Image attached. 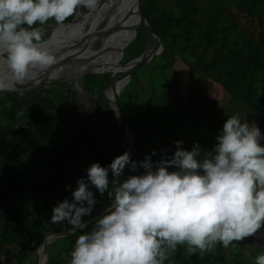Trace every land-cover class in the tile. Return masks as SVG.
Returning a JSON list of instances; mask_svg holds the SVG:
<instances>
[{
  "label": "clouds",
  "instance_id": "9594fccd",
  "mask_svg": "<svg viewBox=\"0 0 264 264\" xmlns=\"http://www.w3.org/2000/svg\"><path fill=\"white\" fill-rule=\"evenodd\" d=\"M96 5L97 0H0V60L5 65L0 90L56 62L43 45L42 29L33 25L50 19L59 25L79 8L94 10ZM214 139L208 149L194 141L190 150L175 140L174 151L161 150L156 160V149L139 161L126 150L106 165L91 163L86 176L75 181L71 198L57 201L49 218L80 231L68 264H165L178 245L189 255H203L261 229L264 133L255 121L235 113L227 115ZM93 186L109 202L89 228L83 217L91 216L98 203ZM255 264H264V250Z\"/></svg>",
  "mask_w": 264,
  "mask_h": 264
},
{
  "label": "trees",
  "instance_id": "16d2710c",
  "mask_svg": "<svg viewBox=\"0 0 264 264\" xmlns=\"http://www.w3.org/2000/svg\"><path fill=\"white\" fill-rule=\"evenodd\" d=\"M173 2L177 11L168 16L166 14L159 16L161 28L155 27L147 20L163 39V49L159 53V57L164 59L163 63L161 62L162 68L167 69L168 65L172 66L177 55L192 53L196 55V61L188 59L186 63H191V67L199 68L212 81L222 84L228 95L255 105L258 109L256 112L264 119V16L261 10L263 0H230L227 6L221 4L206 10L202 9V4H198L197 0H173ZM151 9L150 0H144L143 13L146 18ZM73 16L68 17L64 22L71 21ZM139 30L149 34L139 27L135 38ZM166 31L169 35L168 43H165L163 36V32ZM98 76L104 77L102 73ZM108 78L109 76L105 78V84ZM51 84L63 87L68 85L66 81L54 80L41 84L39 88L29 93L0 91V201L2 202L7 201L10 196V190L7 189V178L12 177L8 169L9 164H18L24 154L41 157L47 149L55 145L53 140L48 138V134H45V129L39 127V122L58 115L62 124L66 125L68 109L75 103L76 96L73 93L70 95L69 88L64 87L68 107L55 103ZM100 90L97 87L98 99L101 96ZM24 115H29L31 120L23 122ZM40 115H43L42 118ZM17 124L19 126H16ZM51 214L52 212L43 211L38 205H14L9 218L0 224V236H3V239H10L9 243L7 241V246L0 244V264H36L37 248L45 235L49 232L65 231L63 227L49 220ZM50 242L45 247L48 256L43 264H68L70 254L67 252L65 258L55 257L49 251ZM12 243L15 245V251L10 249Z\"/></svg>",
  "mask_w": 264,
  "mask_h": 264
},
{
  "label": "crops",
  "instance_id": "0c3cea01",
  "mask_svg": "<svg viewBox=\"0 0 264 264\" xmlns=\"http://www.w3.org/2000/svg\"><path fill=\"white\" fill-rule=\"evenodd\" d=\"M261 10L264 16V0ZM173 63L178 74H174L170 78V85L173 91L170 93V90H167L165 96L174 100V107L173 104L169 108H166V106L161 107L170 118L174 114L175 116L181 114L189 118L190 121H193L197 137L205 139L204 145L210 144L212 146L216 142L214 137L218 134L219 129L222 128L227 115L235 113H238L242 120L255 121L261 132L264 133V119L261 117V114L256 112L258 109L255 105L247 104L239 98L228 95L222 84L212 81L200 70L198 73L190 75L189 65L185 61L175 59ZM90 103L84 100L81 103H74L69 107L66 121L68 124V139L45 151L43 157L41 156L38 171L27 167L21 168L22 161H19L17 168L13 169L14 171H11L15 172L18 170L16 172L20 174H12V177L7 178V189L11 193L8 201L0 209V214L3 215V217L0 216V223L7 216L9 217L12 207L19 203L20 200H22L20 203L24 206L38 205L43 211L51 213L52 207L57 201L64 199L66 196L71 198V191L76 187L75 181L81 176H86L85 169L91 163L98 161L103 166L110 163L116 155L121 154H115L107 149L102 150L97 141L90 135L94 130L93 124L90 125V131L89 129L83 132L77 131L79 129L74 127L77 121L81 120L84 124L89 119L88 117L92 116L93 113L90 108H93V105H90ZM100 105L101 103L98 101L95 111ZM89 110H91L90 113L88 112ZM83 119L86 120L83 121ZM191 123L190 125L192 126ZM128 125L130 130L133 131L131 124L128 123ZM161 125L162 131L156 134L150 133L149 129L145 128L148 127V124L140 131L139 129L136 130L134 137L139 142L142 156L156 149V146L159 149L158 151L156 149V155L152 157L153 160L160 158L163 154L161 150L171 154L175 149V140H183L182 147L189 149L190 145L186 141L182 131L174 127L169 128L168 124L164 122L159 123V126ZM185 136L187 135L185 134ZM202 148L205 149L204 146ZM137 158L138 160L143 159L139 155H137ZM124 171L126 174L129 172L127 167ZM140 171H143V169L140 168ZM109 175L111 176V173ZM93 192L98 198V203L94 206L91 216L83 217L84 220L89 222V228L94 218L102 213L104 207L109 202L107 194L105 193L104 196H100L94 186ZM56 224L63 227L65 231L70 230L67 236L73 235V238L65 236L70 241L67 242L68 244L65 246L63 252L64 254L67 252L70 254L74 241L80 234V231L74 230L67 223L58 222ZM258 231L264 241V225ZM260 252L251 235L240 240H234L227 247L217 244L212 251L205 252L203 255L199 253L189 255L186 253L183 245H178L176 251L168 256L165 264H255V257Z\"/></svg>",
  "mask_w": 264,
  "mask_h": 264
},
{
  "label": "rangeland",
  "instance_id": "374dc122",
  "mask_svg": "<svg viewBox=\"0 0 264 264\" xmlns=\"http://www.w3.org/2000/svg\"><path fill=\"white\" fill-rule=\"evenodd\" d=\"M197 1H198V4H202L201 5L202 9L206 10L210 7L214 8L221 4L224 6H227L230 0H197ZM150 2L152 3V9L148 11L147 18L146 17L145 18L149 20V22L152 25L154 24L155 27L157 28H161L159 20H158L161 14H166L168 16L170 13L177 11V8L175 7L173 0H150ZM237 2L238 4H241L239 1ZM80 10L81 12H83L82 14H84L85 8L81 7L79 8V12ZM104 23L105 22L100 23L98 26L102 27ZM58 26L60 25H57L56 22L51 19L48 20L43 25H38V27L42 29L43 38L48 36V34H50L53 30L58 28ZM85 28H87V26L85 24L83 25L82 23L81 28H80L81 33H83ZM58 34L59 33H56L53 36L54 37L59 36ZM163 36H164V39L166 40L165 43H168L167 40L169 38V35L167 31L163 32ZM153 41L154 40L150 34L145 33L143 30H139L137 38H134L130 42L129 46L127 45L128 48L123 51V55L120 57L119 62L124 63L128 61L129 59L133 58L137 53L143 52L145 49L149 48L153 44ZM99 45H100V41L97 40L93 44H91V47L93 49H96ZM114 55H115V51H112L110 58L113 57ZM178 56L182 58V55H178ZM178 56H176L175 59H180V57ZM110 58L108 59V61L111 60ZM115 59L116 60L112 61V63L118 62L117 57H115ZM163 61L164 59L162 57H159V54H157L152 61L138 67L132 73L129 80L126 82V84L124 85L123 89L121 90L119 94L127 122L131 124L132 130L134 131V132L132 131V135H133V145H134L136 154L139 155V157L141 158H143L144 156H142V154L140 153L139 142L134 137L135 136L134 134H136L137 129H139L140 131L147 124H148V127H145V128H148L149 132L152 134L154 133L156 134V133H159V131H162V128H161L162 125L159 126V123L161 122L167 123L169 128L174 127V128H177L179 131H182V133H184V137L186 141L190 145L189 150L191 149L194 141L198 142L200 146L202 147L204 146L205 149H207L208 147H211L210 144L204 145L205 139L197 137L195 124L193 121H190L189 118L181 114L176 115V116L174 114L173 117L170 118L169 115L163 111L161 106H166V108H169L173 104V107H174V103H173L174 100L169 99V97L165 95L167 94L166 93L167 90H170V93H172L173 90H172V86L170 85V78L174 74H178L177 69H175L174 67V63L172 64V66H169V65L168 67L166 66L167 69H163L161 66ZM119 62H118V65H119ZM104 65L105 64H103V66ZM118 73L119 72L116 71L113 73V75L110 76V72H105V73H102L104 77L98 76L99 73H94L95 75L86 74V76H82L78 79H75V80L72 79V80L66 81L68 85L64 86L65 88H69L70 95L73 93V95L76 96L75 97L76 99L74 102L81 103L82 101L85 100L87 101V103L91 102L90 105H93V108H90L93 113L92 116L88 117L89 119L87 120L83 119V121L86 120L84 124L81 120L77 121L74 127H77L79 129L77 131L83 132L87 129H89L90 131V125L93 124L94 130L92 134H90L92 135V138L97 141V144L100 145L102 150L107 149V150L114 152L115 154L121 153V140H120L119 131L117 127L116 117L113 112L114 104L112 101H110L109 99L105 97H103L102 102L99 101L100 99H98V94L96 91L98 87L101 89L100 93H102V89L106 85L105 78H107L108 76H110V78L114 77ZM152 82L153 84H151ZM64 87L58 84H51L50 86V88L53 89V94L55 98L54 102L60 103L68 107L67 95L65 93ZM58 91H59V94H58ZM98 101L101 103V105L95 111ZM107 107L112 108L111 109L112 112L110 111L109 108L107 109ZM91 110H89L88 112L90 113ZM42 116L43 115H40V118H42ZM59 118L60 117H58L57 115V117L55 118H51L49 120L42 119L39 122L40 123L39 127L40 128L43 127L45 129V134H48L49 139L53 140L54 143L57 140H59L57 141L55 146L61 141L63 142L68 139L67 137L68 124L67 123L66 125L62 124L63 122ZM29 120H31L30 116L24 115L23 122H26ZM16 122L17 121H15V123ZM190 122H192L191 123L192 126L190 125ZM149 124H150V127H149ZM16 126H19V125L17 124ZM185 134L187 136H185ZM155 148L158 151L159 148L157 146ZM42 157H40L39 155L30 156V155L24 154L22 156L23 164H21L20 167L23 169L27 167L31 169H36L35 171H38L39 164L41 163L40 161ZM9 165L10 167L8 169H9L10 174H16V175L20 174L16 172L18 170H16L15 172H11V171H14L15 168H17L18 166L17 164L12 163ZM7 201H3V202L0 201L2 202L0 203V206H1L0 209L3 208L4 203ZM20 202H22V200H20ZM20 202L17 204H19L20 206L23 205ZM0 216L3 217L2 214H0ZM6 218H9V217L7 216ZM0 235H1V231H0ZM72 236L73 235L70 234L67 237H72ZM67 237L57 236L50 240L51 242L49 244L50 245L49 248L51 249L49 251L51 252L52 255H54L55 257H63V258L66 257L63 250L65 246L68 244L67 242L70 241L69 239H67ZM3 238H4L3 236H0V244L2 246H7V241L9 243L10 239L9 238L3 239ZM65 242L66 244H64ZM10 246H11L10 248L11 251L16 250L15 245L13 243Z\"/></svg>",
  "mask_w": 264,
  "mask_h": 264
},
{
  "label": "bare ground",
  "instance_id": "6f19581e",
  "mask_svg": "<svg viewBox=\"0 0 264 264\" xmlns=\"http://www.w3.org/2000/svg\"><path fill=\"white\" fill-rule=\"evenodd\" d=\"M134 13V0H97L94 10L85 8L84 14L80 10L73 22L59 24L60 26L53 30V35L59 33V36H52L51 39L45 40L43 45L53 51L56 58L64 55L70 49L67 47V44L74 41L82 42L84 45L83 50L86 48V51L74 61L51 67L48 75L71 77L79 71L86 69L101 71L112 68L116 72L117 69L122 68L118 65L121 57L120 49L129 39L132 29L136 24ZM103 22H105L104 25L99 27L98 25ZM82 23L87 26L83 33H81L80 29ZM88 31L90 32L88 33ZM97 40L100 41V45L95 51H92L91 44ZM63 46L66 47L61 49ZM112 51H115V57L119 55L117 63H112V61L116 60L114 56L110 58ZM109 58L111 59L110 61H108ZM0 63L3 65L2 62ZM2 65H0V69H3ZM124 80H114L115 88H120ZM112 94L113 91L108 92L109 97H112Z\"/></svg>",
  "mask_w": 264,
  "mask_h": 264
},
{
  "label": "water",
  "instance_id": "95a60500",
  "mask_svg": "<svg viewBox=\"0 0 264 264\" xmlns=\"http://www.w3.org/2000/svg\"><path fill=\"white\" fill-rule=\"evenodd\" d=\"M143 10H144V0H134V12H135L134 15L136 17V24L132 29L131 36L124 43L123 47L120 49V54L122 56L123 49L127 45H129L130 42L136 37V34H137L139 27H142L143 29H145L152 36V38L154 40L153 44L149 48H147L143 52H141L139 55L129 59L125 63L119 62V65L122 68L117 69V71L119 72L117 75H115L114 77L108 78V81H107L106 85L103 87L102 93L100 96V100H101V98L105 97V98L109 99L110 101H112L114 104V113H115V117H116V121H117V127H118V131H119V136H120V140H121V153H123L124 151L127 150L130 152L132 159L137 160V161H139V160L137 158V154H136V151H135V148L133 145L132 131L129 128V125H128V122H127V119H126V116H125V113L123 110V106H122L119 94H120V91H121L123 85L129 80L132 73L138 67L152 61L154 59V57L157 54H159L163 49V39H162L161 35L158 32H156L150 26V24L148 23L147 19L144 16ZM78 13H79V11H77L74 14L71 21L63 22V24L73 22V20L75 19V17L77 16ZM89 32L90 31H88V33ZM52 36H53V31L43 39V42L45 40L51 39ZM65 47L66 46H63V47H61V49L65 48ZM67 47L70 49L67 50V52H65L64 55L58 56V58H56V62L53 65H51L46 71L40 72L37 75H35L33 78L26 79L24 82H21V83H9L7 88L0 90V91L1 92H14V93L24 94V93H29L31 91H34L41 84L51 82L54 80H63V81H68V80H72V79L75 80V79H78V78L84 76L87 73H103L104 71L110 72V76H111L115 72L112 68H109L108 70H101V71L86 69V70L79 71L77 74H75L71 77L65 76V75L49 76L48 72H49V69L51 67L57 66L59 64H65V63L70 62V61H74L77 58H79L84 51H86V48L83 50V48H84L83 43L78 42V41H74L73 43L67 44ZM96 49H93L92 51H95ZM0 62L3 63L2 60H0ZM0 65H2V64L0 63ZM2 66H3V69H0V74H2L5 71L4 63ZM123 79H125V80L120 85V88H115L113 81L114 80H123ZM17 85H20V86H17ZM109 91H113L112 97L108 96ZM139 171H140V168L137 169V172H139ZM131 174H136V173H131ZM69 232H70V230H66L64 232H58V233H56V232L47 233L45 235L41 245L37 248L38 260H37L36 264H43L46 261V258L48 256V252H45V247L53 237L66 236V235H68ZM252 237L254 238L255 244L260 249V251L264 250V241L261 238V235H260L258 230L255 234H252Z\"/></svg>",
  "mask_w": 264,
  "mask_h": 264
},
{
  "label": "flooded vegetation",
  "instance_id": "af4514ba",
  "mask_svg": "<svg viewBox=\"0 0 264 264\" xmlns=\"http://www.w3.org/2000/svg\"><path fill=\"white\" fill-rule=\"evenodd\" d=\"M178 56V55H177ZM178 57H180V56H178ZM184 60H183V59ZM182 58L180 57V60H182L183 62L184 61H186V60H188V59H191V60H195L196 59V55H193L192 53H185L184 55H182ZM196 61V60H195ZM186 63V62H185ZM187 65H189V74L190 75H192L193 73H198L199 72V68H195V67H191L192 66V64L191 63H186ZM200 71H202V70H200ZM203 72V71H202ZM102 99L103 98H101V102H102ZM11 193V192H10Z\"/></svg>",
  "mask_w": 264,
  "mask_h": 264
}]
</instances>
